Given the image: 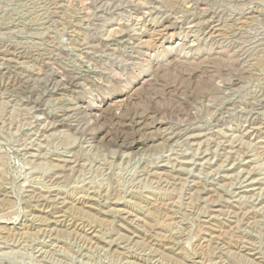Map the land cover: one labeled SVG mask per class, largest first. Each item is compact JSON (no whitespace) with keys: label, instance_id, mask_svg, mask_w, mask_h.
<instances>
[{"label":"rangeland","instance_id":"1","mask_svg":"<svg viewBox=\"0 0 264 264\" xmlns=\"http://www.w3.org/2000/svg\"><path fill=\"white\" fill-rule=\"evenodd\" d=\"M0 264H264V0H0Z\"/></svg>","mask_w":264,"mask_h":264},{"label":"bare ground","instance_id":"2","mask_svg":"<svg viewBox=\"0 0 264 264\" xmlns=\"http://www.w3.org/2000/svg\"><path fill=\"white\" fill-rule=\"evenodd\" d=\"M117 115V114H116ZM113 116V115H112ZM125 116V115H124ZM143 116V115H142ZM114 118H116L117 119V123H120L121 121H123V120H125V119H123V120H120V118L118 117V116H115ZM122 118V117H121ZM114 123V122H113ZM128 123H130V121L128 122ZM123 124V123H122ZM125 124V123H124ZM123 124V125H124ZM141 124V122L139 121V120H136V121H134V125H140ZM128 125V124H127ZM146 125V124H145ZM136 126V127H137ZM147 126V125H146ZM124 127V126H123ZM139 128V127H138ZM140 129L141 130H143L142 132H141V130H140V136H139V138H136V137H134L133 139L131 138L130 140H128V141H124L123 140V138H121V140H119L121 143L123 142V144H125V146L126 147H129V148H134V147H137V146H141V144H143V143H145L146 141H148L149 139H150V137H149V134L147 133V127H140ZM119 137V136H118ZM126 140V139H125ZM118 142V141H117ZM137 149V148H136Z\"/></svg>","mask_w":264,"mask_h":264}]
</instances>
